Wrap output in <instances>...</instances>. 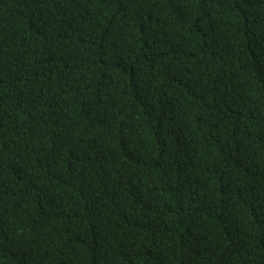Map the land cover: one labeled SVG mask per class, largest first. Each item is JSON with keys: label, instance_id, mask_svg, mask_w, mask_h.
<instances>
[{"label": "trees", "instance_id": "1", "mask_svg": "<svg viewBox=\"0 0 264 264\" xmlns=\"http://www.w3.org/2000/svg\"><path fill=\"white\" fill-rule=\"evenodd\" d=\"M0 264H264V0H0Z\"/></svg>", "mask_w": 264, "mask_h": 264}]
</instances>
